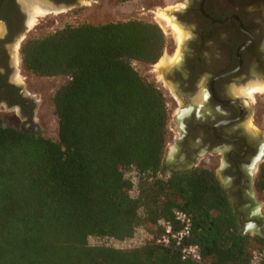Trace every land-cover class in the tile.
I'll use <instances>...</instances> for the list:
<instances>
[{
  "label": "trees",
  "instance_id": "1",
  "mask_svg": "<svg viewBox=\"0 0 264 264\" xmlns=\"http://www.w3.org/2000/svg\"><path fill=\"white\" fill-rule=\"evenodd\" d=\"M165 43L156 23L137 19L65 25L21 43L24 72L65 81L52 96L54 138L0 125V264H264V237L240 233L213 171L159 176L166 99L132 63H156ZM254 185L264 194V161ZM176 210L191 220L186 243L200 261L156 241L165 225L177 228ZM141 228L139 246L105 243L133 241Z\"/></svg>",
  "mask_w": 264,
  "mask_h": 264
},
{
  "label": "flooded vegetation",
  "instance_id": "2",
  "mask_svg": "<svg viewBox=\"0 0 264 264\" xmlns=\"http://www.w3.org/2000/svg\"><path fill=\"white\" fill-rule=\"evenodd\" d=\"M36 1L52 8L46 0ZM23 3L0 0V103L18 106L27 117L32 105L9 79L16 59H10L7 48L12 44L13 53L29 31L30 9ZM159 9L183 34L178 42L167 27L178 48L163 66L153 65L157 81L169 94L175 119V128L169 130V158L163 160L161 170L169 176L204 162L224 188L241 233L247 221L243 211L253 205L252 190L264 161V140L253 131L254 125H244L248 103L256 101L234 94V86L245 80L264 84V0H179Z\"/></svg>",
  "mask_w": 264,
  "mask_h": 264
},
{
  "label": "rangeland",
  "instance_id": "3",
  "mask_svg": "<svg viewBox=\"0 0 264 264\" xmlns=\"http://www.w3.org/2000/svg\"><path fill=\"white\" fill-rule=\"evenodd\" d=\"M179 0H170L169 2L163 0H130L125 2H120L119 0H83L77 6L69 10H63L59 13H49L45 16L37 18L35 25L29 28L28 32H24L23 35L26 37H39L45 35L47 33L52 32L53 30L65 26V25H78L80 23H90V24H103L108 22H116V21H125L129 19H137L143 21H151L156 23L162 30L166 43L163 49L162 55L159 60L155 63L157 67H161L167 62L166 57L170 55V52L173 49H177V45L173 44L176 39L174 30L170 26L164 25L162 20L159 17V14L162 13V9H159L163 4H171L173 2H178ZM22 2V1H21ZM23 4H27L29 6V2L27 3L23 0ZM38 2V1H37ZM40 3V2H39ZM31 5L29 6V9ZM150 10L153 11V15ZM160 12V13H159ZM31 15V10L30 14ZM27 18V21L29 19ZM171 19V17H170ZM28 23V22H27ZM1 25V24H0ZM166 27V28H165ZM167 27L171 29L174 34L175 39H173V35L167 30ZM172 36H171V35ZM22 35V34H21ZM177 40V39H176ZM15 43V42H14ZM19 43V42H18ZM16 45V44H15ZM8 53L10 55V59L15 57L14 59L18 60V64L16 61L15 68L13 67L9 79L14 82L18 86V90L27 98H29L31 102V110L29 114L26 113L27 117L24 116L22 110L19 109L18 106H8L5 103H0V125L3 126H11L17 129H27L34 132H37L44 137L54 138L56 136V118L53 114V104H52V96L55 90L65 81V78L62 76H53V77H37L30 73H26L22 70L20 65V56H19V44L18 48L15 49L12 53V44L8 45ZM154 64H145L140 62H133V68L145 79L154 82L158 88L164 94L166 99V104L168 108V121H167V141L165 145V153L164 158H168L170 153V148L168 143L172 144V137L169 132L170 128L174 129V114L173 110L170 111V98L169 94H167L166 90L162 87V83L157 81L155 77ZM160 71V70H159ZM20 76L21 81H17L16 77ZM254 80H245V81H237L234 86V94H242L247 96L249 99L256 101V103H248L249 109L247 113V120L245 122V127L250 125H254V132L261 135L264 140V92L261 93H251L248 95L245 92H237L239 89H245L249 85L254 84L251 83ZM243 98V97H242ZM246 100L247 99H243ZM248 128V127H247ZM196 166L207 167L204 162L196 163ZM160 177H167V174H164L161 170ZM128 180L132 182V184L136 181L135 172H128L125 176ZM137 192L134 187L131 188L130 196L136 197ZM252 201V206L250 209H254V204L259 207L257 210L258 217L248 216L247 221L242 223L243 226H248L252 223H258L257 227L261 229L262 222L264 221V194L258 192L257 190H252V197L250 198ZM249 203H247L248 205ZM254 218V219H252ZM256 218V220H255ZM259 220V221H258ZM251 236L263 235L260 231L257 234L248 233ZM145 238L144 228L139 229L136 232V236L133 241H109L105 242L107 245L123 248V247H136L139 246L140 242ZM88 243L90 245H96L103 243V241L99 240L95 237H89Z\"/></svg>",
  "mask_w": 264,
  "mask_h": 264
},
{
  "label": "built area",
  "instance_id": "4",
  "mask_svg": "<svg viewBox=\"0 0 264 264\" xmlns=\"http://www.w3.org/2000/svg\"><path fill=\"white\" fill-rule=\"evenodd\" d=\"M173 219L177 223V228L173 229L171 225H165L163 233L156 241L161 244L173 243L178 246L181 250L182 259L200 261L201 256L198 246L186 243V239L189 237L191 230L189 216L181 210H176L173 213Z\"/></svg>",
  "mask_w": 264,
  "mask_h": 264
},
{
  "label": "bare ground",
  "instance_id": "5",
  "mask_svg": "<svg viewBox=\"0 0 264 264\" xmlns=\"http://www.w3.org/2000/svg\"><path fill=\"white\" fill-rule=\"evenodd\" d=\"M25 1L27 3L29 2V6L31 5V8H30L31 15L30 16L28 15L29 16V19H28V26H29V28H31V27H33L35 25V22H36L37 18L42 17V16H45V15L51 13V12H53V13H59L60 14V12L63 11L62 9L49 8V7L47 8L46 5L41 4V3L37 2L36 0H25ZM58 10H62V11H58ZM159 17L162 20V23L169 24V26L172 27V29L174 30V33H175V36H176L177 41L178 42H181L182 41V38H183V34H182V31L180 30V28L177 25H175L170 20V18H168L166 15L159 14ZM18 44L19 43H16L15 49L18 48ZM16 61H17V64H18V60H16ZM16 80L17 81H21L20 76H17L16 77ZM240 92L241 93L242 92H245L248 95H250L251 93H261V92H264V84H260V83L251 84L247 88L241 89ZM258 207H259L258 205L254 204V209H252V210L249 209L248 215H251V216H254V217H258L257 216L258 214L256 213L257 212L256 209ZM258 218L262 219L261 217H258ZM252 224H254V223H252ZM252 224L248 225V228H250L252 226ZM254 225H256V224H254ZM253 229H255V226H253Z\"/></svg>",
  "mask_w": 264,
  "mask_h": 264
},
{
  "label": "water",
  "instance_id": "6",
  "mask_svg": "<svg viewBox=\"0 0 264 264\" xmlns=\"http://www.w3.org/2000/svg\"><path fill=\"white\" fill-rule=\"evenodd\" d=\"M45 4H48L50 7L52 8H56V9H63V10H69L74 8L75 6L78 5V0L71 2V3H66V2H51V1H44ZM27 37L25 35H23L22 39L20 40V45L21 43L26 39ZM19 45V48H20ZM169 158V156H168ZM168 158H164V160H168ZM167 162V161H166ZM246 212V213H245ZM243 216L246 218V220L248 219L247 217L250 216L248 215V211H243ZM253 226H255V229H253ZM260 231V233H262L263 235H260V237H264V221L262 222L261 225V229L260 227L258 228L256 225L252 224V226L250 228H248V226H243L241 228V234L244 235L245 233H252V234H257V232Z\"/></svg>",
  "mask_w": 264,
  "mask_h": 264
}]
</instances>
